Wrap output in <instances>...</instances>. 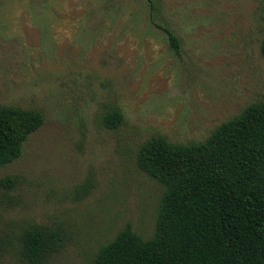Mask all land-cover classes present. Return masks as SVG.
<instances>
[{"label": "rangeland", "instance_id": "rangeland-1", "mask_svg": "<svg viewBox=\"0 0 264 264\" xmlns=\"http://www.w3.org/2000/svg\"><path fill=\"white\" fill-rule=\"evenodd\" d=\"M151 3L0 0V107L44 117L0 167V264H29L33 226L65 233L44 264H91L126 225L151 238L163 187L138 169L142 145L204 141L264 98V0Z\"/></svg>", "mask_w": 264, "mask_h": 264}, {"label": "trees", "instance_id": "trees-1", "mask_svg": "<svg viewBox=\"0 0 264 264\" xmlns=\"http://www.w3.org/2000/svg\"><path fill=\"white\" fill-rule=\"evenodd\" d=\"M157 27L178 53V38ZM260 52L264 58V36ZM122 120L113 107L104 114L103 125L113 131ZM43 122L40 111L0 107V167L22 155L25 142ZM136 160L138 169L163 187L154 234L143 239L126 225L97 249L91 264H264V98L220 124L204 141L182 145L150 139ZM1 183L9 186L11 180ZM64 237L62 230L27 229L24 259L44 264Z\"/></svg>", "mask_w": 264, "mask_h": 264}]
</instances>
